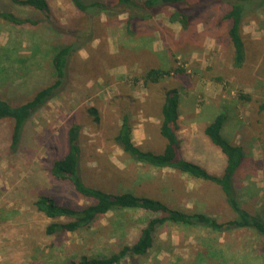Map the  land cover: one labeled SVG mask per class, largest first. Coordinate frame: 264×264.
<instances>
[{
    "label": "rangeland",
    "instance_id": "rangeland-1",
    "mask_svg": "<svg viewBox=\"0 0 264 264\" xmlns=\"http://www.w3.org/2000/svg\"><path fill=\"white\" fill-rule=\"evenodd\" d=\"M48 2L53 20L77 27L86 41L92 39L73 55L68 84L35 114L19 150L11 149L13 123H0V264H69L85 254L110 256L121 245L131 244L152 216L138 210L115 211L90 229L46 234L51 220L35 209L38 196L48 194L71 207L87 204L68 181L49 174L52 161L67 150V133L73 124L81 126L82 169L91 185L112 193L149 196L220 221L234 218L219 187L173 169L137 164L115 144L127 117L134 143L161 152L166 144L159 134L161 106L166 90L172 88L181 93L183 158L211 174L223 173L227 158L210 143L204 128L226 113L222 135L246 153L235 178L238 199L251 213L264 216V111L260 110L264 104V8L244 20L247 58L242 68H236L228 38L230 22L223 19L226 4L211 11L209 24L198 26V38L183 41L180 25L164 15L141 23L136 37H126L127 14L90 21L68 0ZM0 12L44 19L11 0H0ZM75 41L60 38L47 23L15 26L0 21V96L13 105L22 104L52 84L53 50ZM153 67H181L185 73L147 86L143 78ZM90 108L98 110L100 122L89 114ZM158 237L150 255L127 258L122 264H219L223 258L227 264H263L264 238L252 230L219 234L169 224Z\"/></svg>",
    "mask_w": 264,
    "mask_h": 264
},
{
    "label": "trees",
    "instance_id": "trees-1",
    "mask_svg": "<svg viewBox=\"0 0 264 264\" xmlns=\"http://www.w3.org/2000/svg\"><path fill=\"white\" fill-rule=\"evenodd\" d=\"M13 3L29 7L41 13L44 19L19 18L8 12H0V21L13 25L39 26L47 23L55 30L57 36L75 39L76 43H69L53 50L52 68L55 81L38 90L28 101L13 105L0 96V123L11 121V149L19 150L25 136L26 129L36 113L44 108L54 98L60 96L68 84L69 66L74 54L78 53L91 37L84 38V33L77 27L68 28L53 20V12L48 0H11ZM75 11L90 21L102 17L116 18L127 14L126 37H136L141 23L150 21L159 15L167 17L170 23L180 25V40L198 38V26L209 24L211 11L218 5L228 7L224 20L230 22L228 38L234 48V66L242 68L246 62V48L243 39V23L246 16L264 8V0H68ZM120 9V10H119ZM116 14L115 17H112ZM136 49V48H134ZM181 67L161 68L153 67L144 75V82L158 84L168 77L184 74ZM241 98L250 100L249 96ZM181 93L179 89H167L161 106L159 134L166 141L161 152L145 150L137 146L132 138L129 118L125 117L115 137V144L137 164L155 169H173L196 180L211 183L219 187L222 196L234 215L233 219L220 221L203 213L190 212L170 207L162 200L149 196H140L132 192L112 193L105 189L91 185L83 174L81 126L73 124L67 133V150L65 154L52 161L49 174L56 180L68 181L74 191L86 200L87 204L71 207L60 203L48 194L38 196L34 202L35 209L42 213L51 223L46 227L48 236H58L66 233H78L92 228L100 219L115 211H142L152 216L134 237L131 244L121 245L110 256L97 254L96 256L82 255L69 264H122L127 258L146 257L156 248L159 241L158 233L161 228L174 224L188 229H202L212 233H227L236 230H252L264 238V216L254 214L245 209L237 196L235 178L246 161L244 148L226 140L222 131L228 115L224 112L204 128V135L210 143L217 147L227 158V165L221 175L211 174L202 165L187 160L182 156L183 141L180 138ZM264 111V104L260 105ZM89 114L96 122H100V115L96 108H90ZM212 255V254H211ZM264 264V253L262 256ZM219 264H227L223 260Z\"/></svg>",
    "mask_w": 264,
    "mask_h": 264
},
{
    "label": "crops",
    "instance_id": "crops-1",
    "mask_svg": "<svg viewBox=\"0 0 264 264\" xmlns=\"http://www.w3.org/2000/svg\"><path fill=\"white\" fill-rule=\"evenodd\" d=\"M180 120H181V113H180Z\"/></svg>",
    "mask_w": 264,
    "mask_h": 264
}]
</instances>
